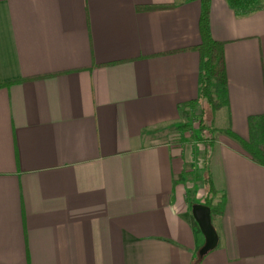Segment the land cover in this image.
I'll use <instances>...</instances> for the list:
<instances>
[{"label": "crops", "instance_id": "crops-1", "mask_svg": "<svg viewBox=\"0 0 264 264\" xmlns=\"http://www.w3.org/2000/svg\"><path fill=\"white\" fill-rule=\"evenodd\" d=\"M200 14L198 0H0V264H264V165L224 132L207 146L176 127L198 96ZM209 29L217 128L247 141L264 5L211 0ZM202 154L223 207L200 257Z\"/></svg>", "mask_w": 264, "mask_h": 264}, {"label": "trees", "instance_id": "trees-1", "mask_svg": "<svg viewBox=\"0 0 264 264\" xmlns=\"http://www.w3.org/2000/svg\"><path fill=\"white\" fill-rule=\"evenodd\" d=\"M198 1L201 5L199 28L202 37L200 45L196 47V50L200 54L198 96L195 100L186 105L195 107L201 102H205L211 110L216 111L227 104L223 43L212 39L210 34L209 13L211 0ZM226 1L237 16H246L260 10L264 5V0ZM169 7H171V5L145 6L140 9L157 10ZM205 128L206 127L201 121L198 130H194L190 125H185L182 129L187 131L193 140L209 146L212 143V139H208V137L204 135L203 130H205ZM249 131L250 136L246 141L238 137L230 129L220 130V132H224L235 139L254 162L264 165V116L251 117L249 119ZM206 174H208V177L203 180V183L207 187V190L203 199V205L210 209L211 218H213L215 215L221 213L223 202L220 200L214 203L216 191L208 170H206ZM215 247L216 245H214L212 249ZM199 263L200 259H195L192 264Z\"/></svg>", "mask_w": 264, "mask_h": 264}, {"label": "rangeland", "instance_id": "rangeland-1", "mask_svg": "<svg viewBox=\"0 0 264 264\" xmlns=\"http://www.w3.org/2000/svg\"><path fill=\"white\" fill-rule=\"evenodd\" d=\"M217 111L211 110L205 102H201L197 106L191 107L190 110L187 111L186 119L184 123L180 124L179 126L177 125L176 127L180 128L183 131L182 129L183 126L190 125L194 130H198L200 122L202 121L203 125L206 127L205 130H203L204 135L208 137V139L211 138L212 140H214V137L217 136L218 132H220V130L217 127L221 126L219 125V122L215 121V115ZM176 127L175 126L168 127V131L176 130ZM183 135H185V133H183ZM187 135L188 133L185 136ZM188 137H189L188 139H191L190 136ZM201 158L202 159L201 161L198 162V165L202 167L205 166L203 170V172H205L203 179H206L208 177V174H206L207 164L206 162L203 161V159L204 158L206 159V157H204V155L202 154ZM200 181L202 183V180Z\"/></svg>", "mask_w": 264, "mask_h": 264}, {"label": "water", "instance_id": "water-1", "mask_svg": "<svg viewBox=\"0 0 264 264\" xmlns=\"http://www.w3.org/2000/svg\"><path fill=\"white\" fill-rule=\"evenodd\" d=\"M192 212L200 231L206 239L205 245L199 251V256L202 257L217 244V236L212 226L210 209L207 206L203 204L195 205Z\"/></svg>", "mask_w": 264, "mask_h": 264}]
</instances>
